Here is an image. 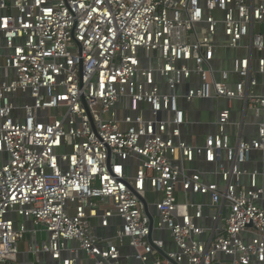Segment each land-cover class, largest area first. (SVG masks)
Listing matches in <instances>:
<instances>
[{
	"label": "built area",
	"instance_id": "1",
	"mask_svg": "<svg viewBox=\"0 0 264 264\" xmlns=\"http://www.w3.org/2000/svg\"><path fill=\"white\" fill-rule=\"evenodd\" d=\"M258 74L264 0H0V264H264ZM181 100L212 103L203 145ZM155 230L178 250L158 257Z\"/></svg>",
	"mask_w": 264,
	"mask_h": 264
},
{
	"label": "crops",
	"instance_id": "2",
	"mask_svg": "<svg viewBox=\"0 0 264 264\" xmlns=\"http://www.w3.org/2000/svg\"><path fill=\"white\" fill-rule=\"evenodd\" d=\"M244 54L243 50H233V49H221L218 52V58L215 60V65H219L221 63L220 60L223 58L224 66H231V60L234 56ZM259 85L256 87L257 92H264V74H258ZM230 102L227 99H223L220 101L221 107H229ZM181 105L185 108L187 112V117L189 122L183 127V139L185 138L190 144L203 145L205 143L206 135L213 132L215 130L214 121L216 119V113L212 109V103L209 101H200L196 100L193 102H187L185 100H181ZM244 119V126L242 130V136L245 139H251L257 135L258 131V123L260 121L259 118L255 117L252 112H247L246 117H243L241 111L234 110L232 114V120L234 124L231 125L230 130L233 134V137L237 135L239 132L238 122H241ZM193 168H203L208 170L210 167L207 164H202L200 162H194L191 164ZM247 168L249 170H253L255 168H259L262 173L259 176V182L264 185V152L263 151H253L251 154V160L247 163ZM244 185L249 184V177L245 176ZM197 200H202V196H195ZM153 213H156L153 206H151ZM207 212V211H206ZM208 213V212H207ZM209 214V213H208ZM118 221V220H117ZM116 221V222H117ZM115 222V220L113 221ZM28 224H31L29 222ZM208 228H212L214 224H201ZM114 226V225H113ZM110 226L109 228H102L98 224H95V229L98 234L103 236H112L115 233V227ZM153 237L155 239H163L164 240V248L163 251H177L178 246L173 239L171 233L168 230H155ZM125 256L129 255V249L125 248L123 250ZM164 257L163 254H158V257ZM122 264H139L137 260L131 258H124ZM174 264V263H173Z\"/></svg>",
	"mask_w": 264,
	"mask_h": 264
},
{
	"label": "water",
	"instance_id": "3",
	"mask_svg": "<svg viewBox=\"0 0 264 264\" xmlns=\"http://www.w3.org/2000/svg\"><path fill=\"white\" fill-rule=\"evenodd\" d=\"M132 190L134 191V189L132 188ZM135 194H137L141 200V202L143 203L144 205V210L145 212L149 215L150 219H151V234L149 236L150 238V241H153V238H152V232H153V229H154V216H153V213L151 212V209H150V205L148 204V201L146 200V198L142 197L140 194H138L136 191H134ZM160 254H163V256H166V253L163 251V250H158ZM174 264H177L175 261H173Z\"/></svg>",
	"mask_w": 264,
	"mask_h": 264
},
{
	"label": "rangeland",
	"instance_id": "4",
	"mask_svg": "<svg viewBox=\"0 0 264 264\" xmlns=\"http://www.w3.org/2000/svg\"><path fill=\"white\" fill-rule=\"evenodd\" d=\"M184 140L187 143L190 144V142L187 141L185 138H184ZM148 196H149V200L152 202L154 200V198H153V194L151 193V191L149 192V195ZM20 220L23 221V218L20 217ZM46 238H47V234L45 232H43V233H40L38 235V238L37 239H38L39 242H41V241L45 240ZM27 239L29 240L30 237H27ZM21 249H25L24 245H21ZM31 258H32V260H34L35 259L34 255H32Z\"/></svg>",
	"mask_w": 264,
	"mask_h": 264
}]
</instances>
